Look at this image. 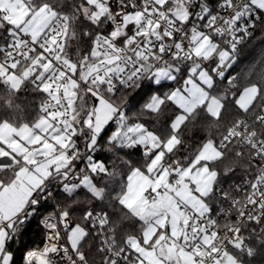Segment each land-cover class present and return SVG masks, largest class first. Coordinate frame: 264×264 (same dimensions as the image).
<instances>
[{"label": "snow or ice", "instance_id": "6c2138e0", "mask_svg": "<svg viewBox=\"0 0 264 264\" xmlns=\"http://www.w3.org/2000/svg\"><path fill=\"white\" fill-rule=\"evenodd\" d=\"M255 39L264 0H0V111L43 96L30 122L0 117V264L254 256L264 53L233 70ZM237 168L251 179L234 195L221 181ZM33 221L42 245L17 256Z\"/></svg>", "mask_w": 264, "mask_h": 264}, {"label": "trees", "instance_id": "16d2710c", "mask_svg": "<svg viewBox=\"0 0 264 264\" xmlns=\"http://www.w3.org/2000/svg\"><path fill=\"white\" fill-rule=\"evenodd\" d=\"M259 35V32H257V36ZM262 53H264V43H261L259 39L250 41L241 49L238 63L233 71L239 72L242 69H246L249 65L257 63L261 58ZM0 91H2V88H0ZM42 99L43 96L39 93H34L30 89L24 91L20 94V100L18 101V103L22 105V110L18 113L0 111V117L11 116L13 119L19 120L20 122H30L36 118ZM200 135L201 134H196L195 136L190 137L191 142L195 143L198 141ZM133 159H136V157H133ZM238 169L240 168H237L236 171ZM233 174L234 173L222 177V180L228 181V178ZM46 211L47 206L41 208L42 213ZM42 241V227H38L36 222L33 221L30 227L26 228L24 234L19 237L17 241L13 242L12 247L19 249L17 252V256H19L21 254H26L27 250L40 247ZM246 243L255 248L256 254L252 257L247 256L246 253L240 254V257L244 262L247 264H264V247L260 245L259 241L256 239H248Z\"/></svg>", "mask_w": 264, "mask_h": 264}, {"label": "built area", "instance_id": "2783aa9c", "mask_svg": "<svg viewBox=\"0 0 264 264\" xmlns=\"http://www.w3.org/2000/svg\"><path fill=\"white\" fill-rule=\"evenodd\" d=\"M245 179H251V175L249 173H246L243 169H238L234 174L228 178V181L222 180L221 181V188L227 191H232L233 194H237L235 192V187L238 185H242L244 183ZM223 207H228V202L227 201H221L220 203L214 204V207L219 210V208ZM251 228H255V232L251 231ZM250 229H246L243 232V235L248 239H256L258 240L259 237V226L252 225Z\"/></svg>", "mask_w": 264, "mask_h": 264}, {"label": "rangeland", "instance_id": "374dc122", "mask_svg": "<svg viewBox=\"0 0 264 264\" xmlns=\"http://www.w3.org/2000/svg\"><path fill=\"white\" fill-rule=\"evenodd\" d=\"M33 249H35V248H33ZM241 258V257H240ZM241 260L243 261V264H247L246 262H244V260L241 258Z\"/></svg>", "mask_w": 264, "mask_h": 264}]
</instances>
